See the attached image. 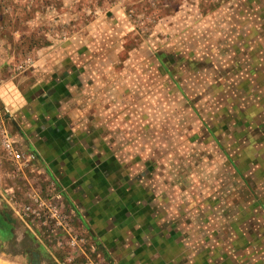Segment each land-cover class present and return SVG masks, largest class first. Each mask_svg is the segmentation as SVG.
I'll list each match as a JSON object with an SVG mask.
<instances>
[{"label": "rangeland", "instance_id": "obj_1", "mask_svg": "<svg viewBox=\"0 0 264 264\" xmlns=\"http://www.w3.org/2000/svg\"><path fill=\"white\" fill-rule=\"evenodd\" d=\"M197 3L0 0V73L43 88L50 113L74 105L80 117L103 118L85 126L107 135V165L117 169L104 178L163 185L156 197L184 226L185 245L217 239L236 263L241 250L256 262L264 253V33L228 29L212 5ZM15 84L9 95L32 111L40 93L19 99ZM12 117L0 106V156L17 179L38 157L15 147ZM2 131L27 165L2 147ZM45 184L61 195L56 179Z\"/></svg>", "mask_w": 264, "mask_h": 264}, {"label": "crops", "instance_id": "obj_2", "mask_svg": "<svg viewBox=\"0 0 264 264\" xmlns=\"http://www.w3.org/2000/svg\"><path fill=\"white\" fill-rule=\"evenodd\" d=\"M195 1H199L198 5L206 2L212 5L213 17L221 20L218 24H224L223 19H226L228 29L264 33V0ZM187 5L192 7L188 2ZM0 75V106L12 107L13 113L6 124L7 130L15 147L38 157L23 177L10 179L7 161L0 156V172L6 173L0 183V264H33V252L38 255V264H46L45 257L53 264H86L90 261L110 264H264L263 252H259L254 259L257 261L253 262L246 250L240 252L243 262L236 263L232 256L234 250H219L217 239H211L207 247L201 245L204 242L195 249L185 245L188 238L184 226L176 223L164 197H156V191L163 185H117L108 180L107 183L106 174L117 169V164L112 169L107 165V135L96 129L100 135L91 136L92 125L85 126L89 122L101 125L103 118L80 117V113L74 112L79 110L74 105L64 116L50 113L52 102H42L43 88L28 85L23 81L24 75L18 79ZM14 84L20 91L19 99L40 93L34 99L40 96L41 103L39 100L33 102L32 111L25 105L22 107L24 101H18V104L17 97L13 99L9 95ZM100 106L97 107L99 110ZM47 175L56 179L61 194L57 203L76 233L84 238L80 251L69 248L64 242L59 244L60 237L50 234V229L41 226L40 221L32 220L31 227H27L15 215L14 205L7 202L8 206L2 199V195L8 193L21 204L29 189L52 197L55 193L48 192L50 185L45 184ZM16 231L19 233L15 234ZM200 233L196 234L201 238ZM10 243L16 248L14 252L6 250Z\"/></svg>", "mask_w": 264, "mask_h": 264}, {"label": "built area", "instance_id": "obj_3", "mask_svg": "<svg viewBox=\"0 0 264 264\" xmlns=\"http://www.w3.org/2000/svg\"><path fill=\"white\" fill-rule=\"evenodd\" d=\"M2 136V147L6 149V152L15 156L16 159L24 158V163L30 161L29 157H24L21 154H17L14 149H12V144L5 133L1 132ZM61 195L55 193L52 197H43L39 192L32 189L30 192H27L25 201L21 204L16 203L13 199V196L5 193L2 195V199L7 203L11 202L14 205L15 215L26 225L31 227L32 220L40 221L41 226L50 229V233H54L56 236H59L58 243L62 244L63 242L71 249L80 251L83 244L84 238L79 236L76 231L73 229L70 221L67 216L61 210L59 206L58 199ZM8 206H10L7 203ZM86 264H108L107 262L94 263L92 261L87 262Z\"/></svg>", "mask_w": 264, "mask_h": 264}, {"label": "water", "instance_id": "obj_4", "mask_svg": "<svg viewBox=\"0 0 264 264\" xmlns=\"http://www.w3.org/2000/svg\"><path fill=\"white\" fill-rule=\"evenodd\" d=\"M34 259L36 261L35 263H34ZM37 259H38V255L35 252H33V264H38Z\"/></svg>", "mask_w": 264, "mask_h": 264}, {"label": "flooded vegetation", "instance_id": "obj_5", "mask_svg": "<svg viewBox=\"0 0 264 264\" xmlns=\"http://www.w3.org/2000/svg\"><path fill=\"white\" fill-rule=\"evenodd\" d=\"M35 260V259H34Z\"/></svg>", "mask_w": 264, "mask_h": 264}]
</instances>
